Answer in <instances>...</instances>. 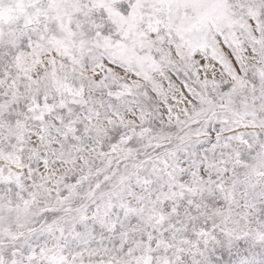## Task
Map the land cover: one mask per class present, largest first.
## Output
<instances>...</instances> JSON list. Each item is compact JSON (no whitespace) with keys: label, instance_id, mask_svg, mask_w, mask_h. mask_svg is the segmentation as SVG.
Listing matches in <instances>:
<instances>
[{"label":"snow or ice","instance_id":"snow-or-ice-1","mask_svg":"<svg viewBox=\"0 0 264 264\" xmlns=\"http://www.w3.org/2000/svg\"><path fill=\"white\" fill-rule=\"evenodd\" d=\"M0 264H264V0H0Z\"/></svg>","mask_w":264,"mask_h":264}]
</instances>
